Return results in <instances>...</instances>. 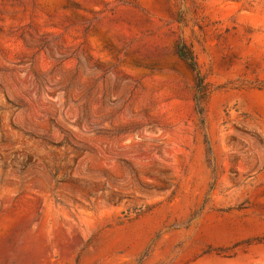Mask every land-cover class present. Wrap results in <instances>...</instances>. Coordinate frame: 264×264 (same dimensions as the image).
Here are the masks:
<instances>
[{
    "label": "rangeland",
    "instance_id": "1",
    "mask_svg": "<svg viewBox=\"0 0 264 264\" xmlns=\"http://www.w3.org/2000/svg\"><path fill=\"white\" fill-rule=\"evenodd\" d=\"M0 264H264V0H0Z\"/></svg>",
    "mask_w": 264,
    "mask_h": 264
},
{
    "label": "trees",
    "instance_id": "2",
    "mask_svg": "<svg viewBox=\"0 0 264 264\" xmlns=\"http://www.w3.org/2000/svg\"><path fill=\"white\" fill-rule=\"evenodd\" d=\"M178 54L179 56L186 60L189 65L191 66V68L196 72L198 78H199V71H198V66L196 63L195 58L190 54V52L187 50V48L185 46H179L178 47Z\"/></svg>",
    "mask_w": 264,
    "mask_h": 264
}]
</instances>
